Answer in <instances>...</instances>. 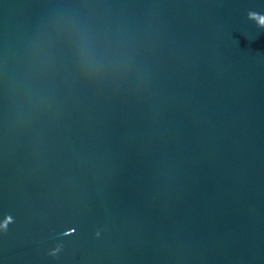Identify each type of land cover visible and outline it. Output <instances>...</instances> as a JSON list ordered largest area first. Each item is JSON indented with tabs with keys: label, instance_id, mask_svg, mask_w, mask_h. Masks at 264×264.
I'll use <instances>...</instances> for the list:
<instances>
[{
	"label": "water",
	"instance_id": "95a60500",
	"mask_svg": "<svg viewBox=\"0 0 264 264\" xmlns=\"http://www.w3.org/2000/svg\"><path fill=\"white\" fill-rule=\"evenodd\" d=\"M0 264H264V0H0Z\"/></svg>",
	"mask_w": 264,
	"mask_h": 264
}]
</instances>
